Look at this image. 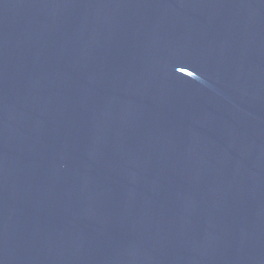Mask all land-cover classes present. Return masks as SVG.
I'll return each mask as SVG.
<instances>
[{
	"label": "water",
	"instance_id": "water-1",
	"mask_svg": "<svg viewBox=\"0 0 264 264\" xmlns=\"http://www.w3.org/2000/svg\"><path fill=\"white\" fill-rule=\"evenodd\" d=\"M0 264H264V0H0Z\"/></svg>",
	"mask_w": 264,
	"mask_h": 264
}]
</instances>
